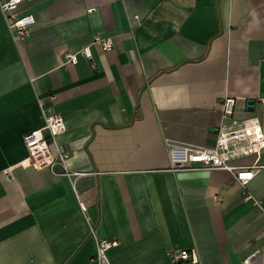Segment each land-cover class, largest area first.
I'll list each match as a JSON object with an SVG mask.
<instances>
[{
	"label": "crops",
	"instance_id": "1",
	"mask_svg": "<svg viewBox=\"0 0 264 264\" xmlns=\"http://www.w3.org/2000/svg\"><path fill=\"white\" fill-rule=\"evenodd\" d=\"M16 15L36 24L17 43L0 8V264H96L98 239L118 241L111 264H174L181 250L198 262L177 264L256 250L264 264V152L249 185L260 207L234 172L172 171L170 156L215 147L228 97L264 124V0H23ZM48 110L65 118L58 142L77 175L18 165Z\"/></svg>",
	"mask_w": 264,
	"mask_h": 264
},
{
	"label": "built area",
	"instance_id": "2",
	"mask_svg": "<svg viewBox=\"0 0 264 264\" xmlns=\"http://www.w3.org/2000/svg\"><path fill=\"white\" fill-rule=\"evenodd\" d=\"M23 0H6L0 4V8L7 15L9 27L14 33V39L17 43H23L30 35L31 29L36 24L34 15H26L18 17L16 12ZM94 44L102 51H110L114 48L112 38H103L97 35ZM81 54L90 61L93 60V53L89 47L83 49ZM68 59L72 63L78 62L77 54L68 55ZM93 66H95L93 64ZM44 100L54 101L55 95H49ZM236 101L234 98L228 97L223 103V117L230 120L229 123L221 124L217 128V141L213 148L185 147L179 150H171L172 171L180 169H225L234 172L235 182L240 185L245 194V200L251 201L256 207L261 206V202L257 199L249 188L250 182L254 179L255 169L258 167L259 157L264 152V124L259 117L239 118L235 116ZM67 129L65 118L56 112H46L44 125L38 129L32 130L24 135L25 146L28 151V157L20 162L24 168L43 169L54 168L61 164L64 172L61 175L74 176L78 173L71 172L67 169L66 161L68 154L58 142V136ZM255 155L257 160L252 166H234L232 161L240 157ZM27 162V163H26ZM24 163H26L24 165ZM81 209L87 213V205L81 203ZM88 224L91 232L93 225ZM118 241L108 239H98L94 262L96 264H111L108 251ZM260 250L254 251L250 256L244 259V264H257L256 258L261 255ZM170 258L174 264L190 261L198 262V257L192 255L188 250H181L170 254Z\"/></svg>",
	"mask_w": 264,
	"mask_h": 264
},
{
	"label": "water",
	"instance_id": "3",
	"mask_svg": "<svg viewBox=\"0 0 264 264\" xmlns=\"http://www.w3.org/2000/svg\"><path fill=\"white\" fill-rule=\"evenodd\" d=\"M254 105H255V102L254 101H252V100L248 101V109L249 110H253Z\"/></svg>",
	"mask_w": 264,
	"mask_h": 264
},
{
	"label": "bare ground",
	"instance_id": "4",
	"mask_svg": "<svg viewBox=\"0 0 264 264\" xmlns=\"http://www.w3.org/2000/svg\"><path fill=\"white\" fill-rule=\"evenodd\" d=\"M26 163H27V162H26ZM26 163H24V165H25Z\"/></svg>",
	"mask_w": 264,
	"mask_h": 264
}]
</instances>
